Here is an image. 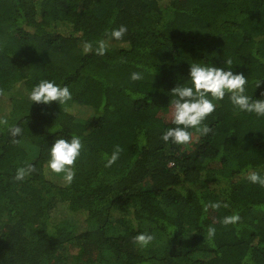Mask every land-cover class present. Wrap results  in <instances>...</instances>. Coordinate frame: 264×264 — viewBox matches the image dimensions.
<instances>
[{"label":"trees","instance_id":"1","mask_svg":"<svg viewBox=\"0 0 264 264\" xmlns=\"http://www.w3.org/2000/svg\"><path fill=\"white\" fill-rule=\"evenodd\" d=\"M225 60L261 98L264 0H0V100L11 106L0 117V264H264V187L246 178L264 175V116L226 95L207 134L161 139L189 64ZM41 79L67 85L71 100L30 105ZM72 135L73 179L51 181L48 147ZM138 233L153 239L141 247Z\"/></svg>","mask_w":264,"mask_h":264},{"label":"clouds","instance_id":"2","mask_svg":"<svg viewBox=\"0 0 264 264\" xmlns=\"http://www.w3.org/2000/svg\"><path fill=\"white\" fill-rule=\"evenodd\" d=\"M127 31L124 25L111 31V37L119 40ZM90 46L86 45L85 51ZM99 55L105 52L103 42L96 48ZM231 60H225V67H217L212 64H202L193 62L189 64L187 79L175 87L171 92V125L161 134V139L168 143L177 145L189 144L192 140L191 130L199 132L201 135L207 134L210 129L203 122L211 114L216 104L214 101H220L227 95L230 103L238 110L247 113H254L256 116H264V93L261 98H253L246 94L247 78L243 73L233 72ZM132 80L141 79V74L133 72ZM260 84L257 83L256 87ZM72 98V93L67 85L61 86L54 80L41 79L32 86L28 92L30 105L37 104L49 105L56 102L59 105L66 104ZM6 123V121H3ZM19 126H10L9 132L12 137L21 134ZM82 143L79 136L72 135L70 139L55 138L48 147V159L46 168L55 174H63L65 183H71L74 176L73 165L81 154ZM120 148L116 146L115 151L107 157L105 166H111L119 156ZM33 170L32 165L21 167L16 170L14 179L22 180ZM253 184H259L264 187V175L257 171H249L246 176ZM218 203L211 204V207L217 208ZM227 205H225L226 207ZM205 207H208L206 205ZM240 219L238 213L225 216L222 220L224 224L236 223ZM214 228H209V236L214 233ZM153 239L149 233H138L134 240L141 246H147Z\"/></svg>","mask_w":264,"mask_h":264},{"label":"rangeland","instance_id":"3","mask_svg":"<svg viewBox=\"0 0 264 264\" xmlns=\"http://www.w3.org/2000/svg\"><path fill=\"white\" fill-rule=\"evenodd\" d=\"M111 45L116 46L118 44L117 43H115V44L112 43ZM10 109H11V106H10V103H9V99L8 98H2L0 100V117L7 116L9 114ZM73 111H74L75 114L78 113V110H75V107L73 108ZM32 157H33V152H32ZM48 178H49V180L54 181V182H58V183L64 181L63 180V174H55V173H52L50 171H48ZM160 238L161 237H160L159 234L155 235V237H154L155 240L154 241L157 242ZM157 244H159V243L157 242ZM69 252L73 254L75 252V248L71 247Z\"/></svg>","mask_w":264,"mask_h":264}]
</instances>
